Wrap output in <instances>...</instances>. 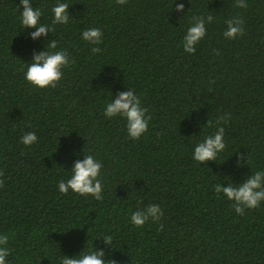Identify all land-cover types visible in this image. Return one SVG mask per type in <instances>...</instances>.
Here are the masks:
<instances>
[{"label": "trees", "instance_id": "trees-1", "mask_svg": "<svg viewBox=\"0 0 264 264\" xmlns=\"http://www.w3.org/2000/svg\"><path fill=\"white\" fill-rule=\"evenodd\" d=\"M67 25L49 39L70 63L55 87L24 80L40 40L19 25V0H0V232H8L11 264H58L60 255L103 247L115 264H264V202L243 215L213 184L264 168V0H67ZM55 0H32L50 23ZM211 15L192 54L180 44L192 18ZM243 34L226 40L225 21ZM99 27L98 53L80 32ZM132 88L147 109L148 128L127 137L103 104ZM212 122L209 127L207 121ZM225 129V150L201 165L194 144ZM37 142H19L25 132ZM101 162L102 199L57 191L73 161ZM247 164L237 168V161ZM159 204L160 221L128 223L132 211ZM110 235L111 246L97 236ZM96 239V240H95Z\"/></svg>", "mask_w": 264, "mask_h": 264}, {"label": "clouds", "instance_id": "clouds-1", "mask_svg": "<svg viewBox=\"0 0 264 264\" xmlns=\"http://www.w3.org/2000/svg\"><path fill=\"white\" fill-rule=\"evenodd\" d=\"M117 4H124L126 0H115ZM175 10L184 12V4L175 0ZM237 8H245V0H235ZM19 25L21 30H30L26 33V38L33 41L40 40L43 49L33 50L31 60L25 62L23 78L36 88L55 87L56 83L63 78V69L70 63V57L66 49L58 48L55 39H49V34L56 25H67L74 17L69 14V3L67 0H55L50 7V23L42 22L43 12L39 7L32 6V0H19ZM213 20L211 15L206 17H193L192 23L184 32L180 44L183 51L188 54L195 52L199 42L206 36V23ZM242 20L233 17L225 21V30L222 36L226 40H233L243 34ZM103 32L99 27H88L80 32V39L92 45L91 52L98 53L101 49L98 45L102 42ZM103 116L105 119L119 118L124 123L126 135L131 140L139 139L146 133L149 117L146 115L147 109L141 104L140 97L132 88L119 91L115 95L111 93V99L103 104ZM212 126L211 121L206 123ZM35 132H25L19 138V142L25 147H29L37 142ZM225 129L217 122L215 131L198 140L191 152V159L201 165L209 161H216L217 157L225 150ZM82 159L73 161L67 179L57 181V191L61 194L69 192L81 196H91L95 200L102 199L101 193L103 185L100 179L101 162L92 154H82ZM247 165L244 158L243 163L237 161V168ZM222 182L214 183L213 190L222 198L231 201V207L238 215H243L245 209H253L264 202V168H257L251 174H244L240 182H234L231 175L221 177ZM163 211L159 204L149 203L142 208L132 211L128 217V223L133 227H143L149 220L160 221ZM8 232H0V264H11L8 257L10 255ZM102 245L111 246L112 237L110 235L97 236ZM95 239V240H96ZM103 247L93 245L85 250V246L79 254L69 257L60 255L58 264H115L111 259H104Z\"/></svg>", "mask_w": 264, "mask_h": 264}]
</instances>
